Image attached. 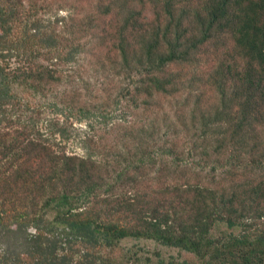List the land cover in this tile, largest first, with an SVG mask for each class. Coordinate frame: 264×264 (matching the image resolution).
<instances>
[{"label":"trees","instance_id":"1","mask_svg":"<svg viewBox=\"0 0 264 264\" xmlns=\"http://www.w3.org/2000/svg\"><path fill=\"white\" fill-rule=\"evenodd\" d=\"M127 239L264 264V0H0V264Z\"/></svg>","mask_w":264,"mask_h":264},{"label":"rangeland","instance_id":"2","mask_svg":"<svg viewBox=\"0 0 264 264\" xmlns=\"http://www.w3.org/2000/svg\"><path fill=\"white\" fill-rule=\"evenodd\" d=\"M212 99V98H210ZM208 99V100H210ZM61 118V116H59ZM94 121H92L93 123ZM96 122L94 123V125ZM71 127L73 129H69L70 133L66 140H61L58 137L55 138L59 144L60 147H63L64 151L66 153H73L76 155H84V151L81 148V138L83 135V131L86 128V123H76L71 121ZM40 133H43V136H45L46 131L44 128V124H39L37 126ZM59 139V141H58ZM30 233H32V230H29ZM215 235H218V232H214ZM0 248L3 249V245L0 243ZM127 251V257L129 259H133L135 261V264H144L143 258L145 256H150L152 251H157L160 254V257L164 260H166L168 257H172L176 261L184 260L188 264H202V262L195 257H193L191 254L185 253L183 251H178L173 248H165L158 245H155L154 243L150 241H143V240H132L127 239L120 243L119 248L116 249L114 252L111 253V257H116L120 253ZM129 251V252H128ZM139 260V261H138Z\"/></svg>","mask_w":264,"mask_h":264}]
</instances>
